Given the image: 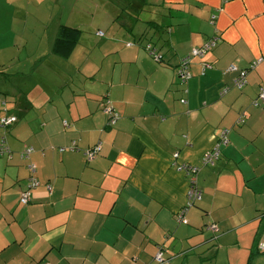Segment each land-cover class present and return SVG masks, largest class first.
<instances>
[{"label": "crops", "instance_id": "0c3cea01", "mask_svg": "<svg viewBox=\"0 0 264 264\" xmlns=\"http://www.w3.org/2000/svg\"><path fill=\"white\" fill-rule=\"evenodd\" d=\"M130 1L0 0V117H17L0 126L12 150L0 154V264H155L158 247L159 264L189 251L200 262L248 251L225 264L264 254V0ZM87 11L115 42L101 59L83 36ZM60 26L81 30L66 57L53 51ZM212 37L181 82L180 59ZM20 63L40 71H12ZM105 102L118 114L111 124ZM215 147L219 158L202 163ZM182 165L197 168L201 189L187 210ZM29 178L38 184L24 204Z\"/></svg>", "mask_w": 264, "mask_h": 264}, {"label": "built area", "instance_id": "2783aa9c", "mask_svg": "<svg viewBox=\"0 0 264 264\" xmlns=\"http://www.w3.org/2000/svg\"><path fill=\"white\" fill-rule=\"evenodd\" d=\"M99 33L103 34L102 31H99ZM215 43H216V39H213L212 37L208 41H206L203 45L192 48L190 53H188L187 55L181 58L179 65H178V74H179V79L181 82L186 81L190 77L189 63H190L192 56L205 54L208 50H210L215 45ZM148 48L150 50V53H153L152 55L155 57V59L160 58V55L158 54L157 51H155V49L152 48V46H148ZM258 62L259 60H255L251 62L249 65V68H255ZM246 72H247V69H241L239 71V74L235 79V82L237 85L242 86L245 84ZM258 96L264 102V90L263 89L260 90V92L258 93ZM181 101L185 102L186 100L185 98H182ZM103 110L109 116L108 123L109 124L113 123L115 119L117 118L116 116L118 114L114 113L112 106L108 102H105L103 105ZM15 120H16V117L13 115H2L0 117V126L6 127L12 124ZM225 132H226V129L223 131L224 140H225V136H224ZM74 147H75V141L73 140L68 148H74ZM6 149H7V146L5 145L4 138H2L1 143H0V154ZM59 149L62 150V149H65V147H60ZM32 150H33L32 146L25 147L22 150L20 157L21 158L28 157V155L31 153ZM100 150H101V145L100 143H97L85 149L84 154L88 160H91L100 152ZM217 158H219V148L215 147L214 149L208 152H205L203 154L202 163L206 165L208 164L212 165ZM28 168L29 170L34 171L33 164L29 163ZM181 169L190 175L189 181H188L189 188L187 191V203L185 206V209L187 210L189 206H191L197 199L201 197V189L197 185L196 178H195L197 168L194 166H190V165H182ZM37 184H38V181L35 178H29V186L20 192L19 200L21 203H28L31 200L32 192L30 189L32 187H35ZM50 190H51V186L48 185V191L50 192ZM185 209H183L182 212H184ZM182 221H185V220H182ZM211 228L216 229L214 225H211ZM258 247L261 249H264V239L259 241ZM165 260L166 259L164 258V248L158 247L153 257L154 263L159 264V263L164 262ZM45 264H48V263H45Z\"/></svg>", "mask_w": 264, "mask_h": 264}, {"label": "rangeland", "instance_id": "374dc122", "mask_svg": "<svg viewBox=\"0 0 264 264\" xmlns=\"http://www.w3.org/2000/svg\"><path fill=\"white\" fill-rule=\"evenodd\" d=\"M107 1H109V0H107ZM128 1H130V0H115V2H119L120 5H122L121 3L128 2ZM130 2H131L130 4L133 5L134 2H137V1L131 0ZM146 4H150V3L147 1ZM97 16H98V13L94 16V15H90V11H87V12L83 13L82 15H80L79 18L84 20L87 17H90L88 19V22H87L88 25L86 26V27H89V25H90V27H89V29H87L83 33V36L88 35V37L90 38V42L88 43V48L91 49L90 50L91 52L88 51L89 54H90V57L93 58V56L94 57H98L99 56V59H101V55H103V54L106 55L109 52V50H112V48L115 46V42L114 41H110V40H106L107 37L99 33V31H102V32L103 31H105V32L107 31V23L108 22L102 16H100V17H97ZM94 18H96V19H94ZM97 27L101 28V30H99V31L95 30V28H97ZM82 53H83V51L78 52V54H82ZM39 66H40V64L38 66H36V67H31L30 63H20V64H17L15 67H13L12 71L16 70V71H18V73H20V72H31V74H37V72L40 71V68H38ZM4 113H5V111H4ZM5 115H12V114H5ZM13 116H15V115H13ZM16 121H17V117H16V120L14 122H16ZM2 138H4V137L3 136L0 137V143H1ZM4 141H5V139H4ZM5 145H6V143H5ZM6 146H7V149L5 151H3L2 154L4 153V154L9 155L12 150H11V148H9L8 145H6ZM23 149H21L20 151L17 152L19 156H20V154H21ZM209 246H210V243H206L203 247L207 248ZM202 249L203 248L200 247V249H198V251L199 250L202 251ZM237 249H238V247H236V248H228V249L222 248V250L218 254L216 252V256H212L213 252H210L209 254H210V256H212L211 258L213 260H211V261H202V262H200V256H202V253L198 254L196 252L189 251V253L187 255H184L183 253L180 254L177 257V260L175 259L174 262H177L176 264H180L182 261L186 260L187 264H225L226 261L230 260L231 258H234V256H236V258H238L241 261L247 260V256L245 257V259H241L242 250L245 252V254H247V255L249 254L248 251L246 250V248H242V250L239 248L238 254L232 253L233 251H235ZM174 262L172 261L171 264H175ZM252 263H254V264H264V254H261V255H258L256 257H253L252 258ZM166 264H170V263L167 262ZM233 264H235V263H233Z\"/></svg>", "mask_w": 264, "mask_h": 264}, {"label": "trees", "instance_id": "16d2710c", "mask_svg": "<svg viewBox=\"0 0 264 264\" xmlns=\"http://www.w3.org/2000/svg\"><path fill=\"white\" fill-rule=\"evenodd\" d=\"M80 36H81L80 29L73 28V27H67V26H60V28L58 29V33L54 39L53 51L60 56H64V57L69 56V54L71 53L75 45L78 43ZM152 48L155 49L154 46ZM147 50L150 53V50L148 47H147ZM150 54L152 55L153 53H150ZM31 200H32V197H31ZM45 263L50 264L47 261L41 262V264H45Z\"/></svg>", "mask_w": 264, "mask_h": 264}]
</instances>
